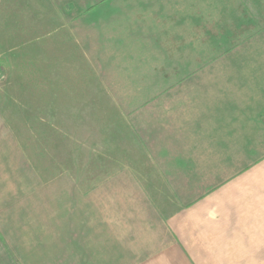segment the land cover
I'll use <instances>...</instances> for the list:
<instances>
[{
	"label": "crops",
	"instance_id": "0c3cea01",
	"mask_svg": "<svg viewBox=\"0 0 264 264\" xmlns=\"http://www.w3.org/2000/svg\"><path fill=\"white\" fill-rule=\"evenodd\" d=\"M54 1L79 5L63 28L93 59L97 84H123L112 99L142 102L126 115L132 143L112 145L94 175L85 164L80 175H34L45 187L0 175V264L256 258L264 0Z\"/></svg>",
	"mask_w": 264,
	"mask_h": 264
},
{
	"label": "rangeland",
	"instance_id": "374dc122",
	"mask_svg": "<svg viewBox=\"0 0 264 264\" xmlns=\"http://www.w3.org/2000/svg\"><path fill=\"white\" fill-rule=\"evenodd\" d=\"M78 6L0 0V175L8 186L45 187L34 175H80L83 164L94 175L112 145L132 143L126 115L142 101L112 99L123 84H97L93 59L63 28L62 13ZM254 255L224 264H264V251Z\"/></svg>",
	"mask_w": 264,
	"mask_h": 264
}]
</instances>
